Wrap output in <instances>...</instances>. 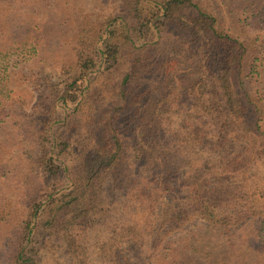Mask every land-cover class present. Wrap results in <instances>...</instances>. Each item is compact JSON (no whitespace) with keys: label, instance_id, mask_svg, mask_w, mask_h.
I'll list each match as a JSON object with an SVG mask.
<instances>
[{"label":"trees","instance_id":"obj_1","mask_svg":"<svg viewBox=\"0 0 264 264\" xmlns=\"http://www.w3.org/2000/svg\"><path fill=\"white\" fill-rule=\"evenodd\" d=\"M105 3L0 0V264H264V0Z\"/></svg>","mask_w":264,"mask_h":264},{"label":"rangeland","instance_id":"obj_2","mask_svg":"<svg viewBox=\"0 0 264 264\" xmlns=\"http://www.w3.org/2000/svg\"><path fill=\"white\" fill-rule=\"evenodd\" d=\"M103 2V4L106 5L105 0L101 1V0H86V4L91 6L92 11L94 12V16L95 14L98 15L101 12V3Z\"/></svg>","mask_w":264,"mask_h":264}]
</instances>
